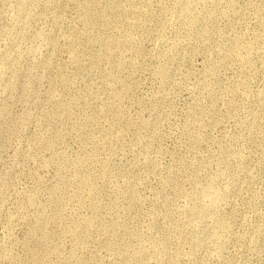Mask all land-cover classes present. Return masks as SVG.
<instances>
[{"label":"rangeland","instance_id":"obj_1","mask_svg":"<svg viewBox=\"0 0 264 264\" xmlns=\"http://www.w3.org/2000/svg\"><path fill=\"white\" fill-rule=\"evenodd\" d=\"M0 264H264V0H0Z\"/></svg>","mask_w":264,"mask_h":264},{"label":"bare ground","instance_id":"obj_2","mask_svg":"<svg viewBox=\"0 0 264 264\" xmlns=\"http://www.w3.org/2000/svg\"><path fill=\"white\" fill-rule=\"evenodd\" d=\"M218 196V195H217Z\"/></svg>","mask_w":264,"mask_h":264}]
</instances>
